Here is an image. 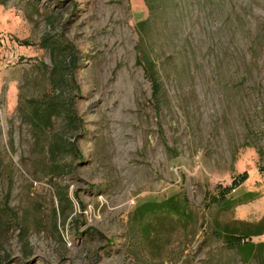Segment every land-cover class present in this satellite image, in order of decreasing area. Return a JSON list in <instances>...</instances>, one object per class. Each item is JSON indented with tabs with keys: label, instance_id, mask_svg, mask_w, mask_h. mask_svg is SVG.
Here are the masks:
<instances>
[{
	"label": "rangeland",
	"instance_id": "obj_1",
	"mask_svg": "<svg viewBox=\"0 0 264 264\" xmlns=\"http://www.w3.org/2000/svg\"><path fill=\"white\" fill-rule=\"evenodd\" d=\"M161 4L140 30L144 0H0V264H243L210 232L264 216V0ZM138 32L155 62L187 53L181 79L160 69L154 89ZM45 39L75 55L80 126L57 118L38 141L29 114L56 94ZM56 133L76 147L57 177ZM243 173L238 191L260 197L220 211L210 195ZM174 198L191 218L136 214Z\"/></svg>",
	"mask_w": 264,
	"mask_h": 264
},
{
	"label": "trees",
	"instance_id": "obj_2",
	"mask_svg": "<svg viewBox=\"0 0 264 264\" xmlns=\"http://www.w3.org/2000/svg\"><path fill=\"white\" fill-rule=\"evenodd\" d=\"M144 1L148 6L150 15L148 19L139 22L137 26L140 30L145 26L150 30V25L152 26L153 20H156V13L163 8L161 4L163 0H155L156 5H152L150 0ZM141 32H138L139 59L143 65V69L149 74V79L152 84H154V89L161 86L159 76L160 69L164 71L165 69L175 71V79H181V75L185 72V69H188V66L183 64V62L188 59L187 53L177 52L164 60H160V62H155L150 57L149 52L145 51V40L148 39V36L146 33ZM43 43V47L48 48L54 57L50 78L56 94L51 100L49 99L48 101L46 100L39 103L35 102L29 114L28 121L32 124L35 130V137L38 141L45 137L46 129H49L57 118H61L71 131H77L80 126L79 119L73 109V104L64 93V88L70 84L69 78L75 63V55L61 42H48L45 39ZM22 44L27 46L31 45L28 41H22ZM177 62L181 66H179ZM75 150V144L67 137L66 133H56L49 139L48 154L51 171L54 176L57 177L68 170V164L62 163L60 161L61 157L73 153ZM247 178L248 176L246 173L238 174L237 177L232 180L229 187L222 188L217 195H210L212 199L218 201V209L220 211H229L260 197L257 192L238 191L241 183L245 182ZM157 212H164L181 221L191 218L188 203L184 198L168 199L162 201L160 204L149 202L136 207V214L139 217ZM263 234L264 216L256 223L235 220L232 221V223L217 225V227L210 232L212 238L220 241L226 248L234 250L239 255L243 264H251L252 261H257L258 264H264V242L254 243L251 240V238L259 237Z\"/></svg>",
	"mask_w": 264,
	"mask_h": 264
}]
</instances>
